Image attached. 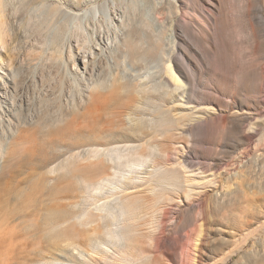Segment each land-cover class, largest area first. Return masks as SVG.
<instances>
[{
  "label": "rangeland",
  "instance_id": "rangeland-1",
  "mask_svg": "<svg viewBox=\"0 0 264 264\" xmlns=\"http://www.w3.org/2000/svg\"><path fill=\"white\" fill-rule=\"evenodd\" d=\"M244 1L0 0L5 10V31L0 33V264H96L93 258L115 249L93 236V212L99 213L102 197L120 194L125 190V180L139 182L137 177H149L151 172L160 173L156 169L171 167L164 153L155 148L148 151L144 165L130 171L107 154V148L116 143L93 147L95 126L114 128L113 133L99 135L101 140L117 133L133 136L136 141L117 145L135 158L139 146L151 138L138 140L145 137L143 133H159L158 141L172 135L162 150L172 154L171 162L184 155L196 168L190 169L193 181L188 184L186 174L176 165L179 172L177 180H172L174 189L167 185L158 190L164 189L169 197L172 189V200L167 199L157 209L161 215L169 211L167 224L174 223L180 230L171 228L159 247L143 241L133 253L136 260L125 264H184V258L188 264H197L199 253L192 251L187 258L186 246L189 236L197 239L203 230L209 237L202 264H264V81L256 76L238 78L247 68L264 63V38L256 24L252 30ZM107 2L114 7L115 19V14L108 18L96 13ZM245 3L253 5L257 21L264 20V0ZM69 12H86L87 17L75 19ZM219 22L228 27L225 35L215 30ZM98 32L110 38L103 47L109 63L90 75L83 72L82 62L74 65L69 51L71 46L75 50L79 46L95 47ZM175 33L182 39L180 50L193 63L199 60L195 50L207 52L204 72L190 95L191 105L183 104L180 96L169 106L163 100L167 95L161 76L168 55L175 49ZM136 34L142 35L139 46L147 47L148 37L157 40L159 58L144 59L133 66L127 56L118 70L111 58L116 44ZM130 41L125 42L126 51L133 44ZM81 51L80 58L84 49ZM208 51L227 55L222 69H215ZM129 82H138L141 104L135 106L144 113L135 106L127 107L135 94ZM98 83H105L107 88L102 93L109 96L99 112L93 107ZM237 96L253 111L251 123L242 126V135L227 137L221 129L198 127L193 136L187 133L180 139L179 116L194 112L197 119L211 112L222 120L235 112L229 103ZM58 106L63 107L65 116L45 123L43 115ZM122 124L123 130L118 128ZM66 128L81 132L71 134L76 139L66 134L53 136V132ZM94 150L97 157H93ZM244 153L241 168L237 158ZM131 154L125 159L132 158ZM95 162L101 164L93 167ZM202 167L206 173L198 170ZM117 168L125 170L123 175H113ZM107 172L112 173L111 184L100 180L97 185L96 178ZM241 175L249 184L244 198L237 194ZM257 213L260 222L242 227L241 220ZM118 227L120 231L122 225ZM197 227L201 231L195 230ZM249 234L251 241L245 250L223 262ZM96 251L98 254H93Z\"/></svg>",
  "mask_w": 264,
  "mask_h": 264
},
{
  "label": "bare ground",
  "instance_id": "bare-ground-1",
  "mask_svg": "<svg viewBox=\"0 0 264 264\" xmlns=\"http://www.w3.org/2000/svg\"><path fill=\"white\" fill-rule=\"evenodd\" d=\"M215 2L216 0H209ZM223 1V0H221ZM246 0L244 1V6L248 13V22L250 23V26L252 30L254 31V27L256 24V29L258 33H261V37L264 38V20L263 18H260L259 21H257L254 17L253 12V5L251 3L246 4ZM111 4V3H110ZM109 2H107L105 5L101 7V9H97L96 13H103L104 16L110 17L111 15L115 14L114 7L110 6ZM163 7V6H162ZM160 7L159 9H161ZM114 11V12H113ZM4 8L0 5V33L5 31V23L3 21L4 19ZM64 12V11H62ZM64 13H67L66 11ZM69 15H72L75 19L76 17L81 18L82 20L87 17V13H71L69 12ZM159 14H162V9L159 11ZM116 18V14L114 19ZM113 19V18H112ZM119 18L116 19V22L119 23ZM224 29L226 32H229L228 27L224 25V23L219 22L215 23V30L220 31L221 34L225 35ZM176 31V30H175ZM180 33H182L180 31ZM259 35V34H258ZM176 40H175V49L172 53L168 55V59L164 63V69L163 74L161 76V86L164 87L165 94L167 95V98H164V104L165 106H169V104L172 102V99L176 100L178 99V96H180L182 103L186 105H191L193 103L191 99V93L194 92L195 84L199 76L202 75L205 68V59L207 58V52H202L201 49L195 50L194 53L198 56L199 60L198 63H193L187 56L180 50V43H181V37H178L175 33ZM181 36V35H180ZM200 36H204L203 34ZM253 36V32H252ZM255 36V33H254ZM131 39L130 43H133L128 51L125 50V42L126 37L122 38V44L118 42L116 44L114 53L111 55V58L116 63L115 66H117V69L122 67L124 61L127 59V56L129 58V61L133 64V66L139 65L140 62L145 60H156L159 58V52L157 51V40L155 38L148 37L146 43L148 44L147 47L145 46H139L138 42H142V35H134L128 36ZM183 37V36H182ZM110 41V38L108 35L101 36L100 32L97 33L95 42L97 43L94 47V45L91 47L89 46H79L77 50L75 48L73 49L72 46L70 47V59L73 61L74 65H77V61L82 62V65L84 66L83 72H86V74L94 75L95 71L98 72V69L102 67L103 64H108V58L104 56L103 47L107 45V42ZM180 42V43H179ZM221 42V40H220ZM104 44V45H103ZM123 45V48H122ZM90 49V53L87 52V49ZM97 47H101L98 49ZM129 46H126V49ZM178 49H177V48ZM190 48V47H189ZM84 49L83 56L80 58V52ZM110 49V48H109ZM206 49V48H205ZM161 50V47H160ZM178 50V51H177ZM112 51V47H111ZM163 51V47H162ZM209 57H212L213 62L215 63V69L218 70L219 66L222 69V64H224V61L227 57V55L223 52H216L212 54L209 52ZM103 54V55H102ZM109 56V55H108ZM217 64V65H216ZM264 63L256 64L255 67H251L250 69H246V72H242L238 75L239 79H246L248 76H256L257 80L264 81V69H263ZM81 69V68H80ZM126 69V67H125ZM79 70V67L77 68ZM78 74V73H77ZM108 75V74H107ZM106 75V76H107ZM130 82L128 83V85ZM97 86H99V91L96 92L93 95V107L94 109L99 112V110H102L103 107L107 105V98L104 93V90L107 88L105 83H98ZM138 82L132 83V85H129V87L134 88L135 94L130 97L131 101L127 105V107H134L135 104H139V92L137 90L138 88ZM165 87L167 90H165ZM102 88V90H100ZM114 92V91H113ZM112 93V91L110 92ZM112 95V94H111ZM110 95V96H111ZM105 98H102L104 97ZM183 99V100H182ZM141 104V103H140ZM231 108L235 110L234 113H232L230 116L227 114L223 116L222 120H218L215 113L208 112L204 114L203 117L200 118H193L194 112H189L188 114H183L177 118L179 124H181V128L178 130L181 131V137L180 139H185L183 136L184 134H190V136H193V132L195 129L199 128H207L210 129H221L225 136H231V135H242V126L248 125L251 123L253 119V111L250 106L247 104H244L239 97L237 96L235 100L233 99L231 103H229ZM2 107V106H0ZM9 109V107H8ZM135 109L138 108L135 106ZM177 110V108H176ZM184 110V109H182ZM140 113H144L145 111L137 110ZM135 112V110H134ZM63 117L65 116V112L63 110L62 106H58L57 110L54 111H48L46 115H43V120L45 123L53 121L55 117ZM122 121V120H121ZM225 121V122H224ZM119 125V124H118ZM123 126L118 127L123 130L125 128V124H122ZM209 125V127H207ZM119 129V130H120ZM93 131L95 132L96 136L93 137V147L98 148L103 146H109L110 144H115V147H108V153L110 154L113 161L118 162L119 164L123 165L127 169H130V171L134 172V169H137L138 166L144 165V163L149 159L148 151L156 150L163 152L166 159L169 161V165L171 167H166L164 170L163 168L156 169L159 171V174H155L154 172H151L149 177H137L139 182H135L133 178H130L128 181L130 182H122L124 184L125 190H123L120 194L110 193L102 197V200H104L103 204H100L99 206V213L93 212V236L95 235L97 238L102 239L103 241L107 242L108 244L112 245L111 248H115L110 250L107 254H101V256L93 258V262L96 264H125L126 262H133L136 260V257L133 255L134 251L136 250L137 246L142 243L143 241L154 243L156 247H159L163 239H166L168 235L171 234V228L172 230L179 231L180 227L175 226L174 223L167 224L169 222V211H165L164 214L161 215L160 210L157 209L158 205L161 203H164L167 199L172 200V189H174V184L172 185V180H177L176 175L179 172L178 167L181 168V170L184 171L186 174L185 176V182L191 183L193 181L192 177L189 175V172L196 171V168L194 164L190 161V159L186 156L179 157L178 159L171 162L172 154L170 152H164L162 150V146L170 139L172 135H166L162 141H158L159 133L156 134V132H153V134L150 135V133H143L145 137L140 138L138 137V140H145L147 137H151L146 142L142 143L139 146V149L137 150L138 158H135L134 154H131V152L126 153L128 151L127 149L125 152L122 151L123 148L118 144H126L128 142H134L136 139L133 136H130L128 134L124 133H117L116 136H113L109 139L101 140L99 135L106 134L111 131V133L115 132L113 129H100L98 126H95L93 128ZM118 131V130H116ZM75 133L78 135V133L81 132V130L73 131L72 129H63L53 132V136L57 137L61 134H66V137H72V139H76L75 136H71L72 133ZM76 143V142H75ZM152 143H155L153 145ZM111 146V145H110ZM113 146V145H112ZM127 147V145H125ZM158 148V149H157ZM130 150H132L130 148ZM129 150V151H130ZM131 154L132 158L125 159L126 156H129ZM98 153L96 150L93 151V157H97ZM245 155V156H244ZM246 157V153L240 154L237 158V164H239L242 167H244V160ZM177 158V157H176ZM125 163L122 164V161ZM98 161H102L101 158L98 159ZM95 162L93 164V167H96L100 165L101 163ZM155 164V162H154ZM158 165V164H157ZM155 164V166H157ZM178 165V167H175ZM213 165V164H212ZM192 169L193 171H191ZM180 170V171H181ZM202 173H206L207 171H204L205 168L202 167ZM123 171L117 168L115 170V173L113 175H123ZM155 171V170H154ZM178 171V172H177ZM106 175L104 177H97L96 179L99 180L97 182V185H100V180L102 182H107V185L111 184L112 173H105ZM103 178V179H102ZM95 179V180H96ZM240 183L237 188V194L239 197L243 196V198L247 195V192L249 190V184L246 182V179H242V175L240 176ZM94 181V180H93ZM213 182V181H210ZM169 185L172 189L169 192V197L167 196L166 192L163 190L158 191L162 189V187H166ZM93 185V187H95ZM189 187H192L190 185ZM101 200V201H102ZM99 201V199H98ZM95 204V203H94ZM96 207V208H97ZM96 210V209H95ZM160 213V214H159ZM208 215V213H207ZM260 215V214H259ZM251 216V215H250ZM249 216V217H250ZM254 219V220H252ZM208 221H211L208 219ZM252 221L260 222L258 213L253 215L251 219H245L241 220L240 224L242 227H247L252 224ZM122 225V229L119 231V225ZM206 225V224H205ZM261 228L264 229V222L261 224ZM195 230H199L198 227ZM194 230V231H195ZM201 231V229L199 230ZM209 237V232L206 230H203L201 234L197 237V239H192L191 236L188 237V243H187V250H186V256L187 258L190 257L192 254V251H197L199 253V257L201 260H198L197 264H202L203 258L206 256V250H207V238ZM257 237V234L254 236V238ZM195 240V244H193ZM251 238L250 234L245 236L244 239L240 240V243L236 246V250L232 251L230 256H227V260L229 257L233 256L237 251L245 250V247H247L250 244ZM98 254V252H93V254ZM246 254V253H245ZM242 258H246V255H244ZM185 262L184 264H188L186 262V259L184 258ZM194 259V263H195ZM237 264V263H236Z\"/></svg>",
  "mask_w": 264,
  "mask_h": 264
}]
</instances>
